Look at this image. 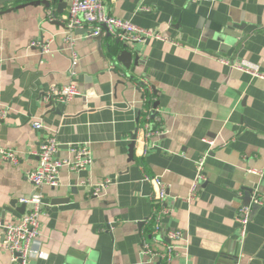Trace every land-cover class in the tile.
<instances>
[{"label": "crops", "instance_id": "1", "mask_svg": "<svg viewBox=\"0 0 264 264\" xmlns=\"http://www.w3.org/2000/svg\"><path fill=\"white\" fill-rule=\"evenodd\" d=\"M103 2L111 15L166 39L130 44L139 58L123 76L108 60L112 36L103 29L99 48L85 25L74 28L73 79L80 94L52 105L45 99L49 88L72 79L68 0L51 2L54 19L41 5L0 15V110L6 112L0 146L18 156L16 164L0 160V222H17L26 210L19 199L37 191L43 202L41 253L30 264L74 257L87 264H157L141 255L140 246L157 207V188L144 179L159 177L170 209L159 237L182 230L189 264H232L235 254V264H264V80L220 62L247 59L264 71V0ZM225 25L238 26L236 47L215 37ZM33 41H48L49 52L41 54ZM35 121L43 127L35 129ZM145 127L162 131L146 140V152ZM50 135L58 142L57 158H70L71 147L86 145L92 162L81 171L63 167L57 186L35 189L27 172L37 164L33 151ZM204 154L205 179L187 203L195 161ZM105 179L109 184L93 196ZM248 192L259 194L262 204L240 241L235 216ZM0 264H11L1 231Z\"/></svg>", "mask_w": 264, "mask_h": 264}, {"label": "built area", "instance_id": "2", "mask_svg": "<svg viewBox=\"0 0 264 264\" xmlns=\"http://www.w3.org/2000/svg\"><path fill=\"white\" fill-rule=\"evenodd\" d=\"M216 1L218 0H192L194 3ZM140 10L148 11L149 8L142 6ZM84 25L88 29V37L98 35L103 31V26H105L113 38H117L128 44L143 42L148 39H166L154 30L143 28L132 23L130 20L111 15L107 11L103 0H68L65 42L67 44L66 48L71 54L72 79L66 84L51 86L45 94V99L48 101L67 103L80 94L78 84L73 79L76 73L78 57L74 50L76 38L73 36L72 30ZM30 45L32 47H38L41 54L47 53L50 50L48 41L45 43L33 41ZM220 62L235 70L248 74L252 78L264 80V71L261 70L259 64L252 61L247 59L230 60L223 58ZM5 113L4 110H0V121L5 117ZM32 125L35 129L43 127L40 121H35ZM160 133H162L161 130L155 129L148 131L146 127L144 128V142L146 145L144 152L148 148L146 140ZM202 141L208 144L209 148L214 144L212 140L206 138H203ZM57 148L58 142L55 136L50 135L40 142L36 151H33V154L37 158V164L27 172V178L35 189L43 185L51 187L57 186L59 183V172L63 167H68L73 171H81L86 169L92 162L91 151L86 145L71 147L70 158H57ZM206 154L195 161V176L190 183L187 196L185 197L187 203H192L197 198L199 185L205 179L204 162ZM0 160L16 164L18 162V156L15 150L0 146ZM248 172L258 173L255 170H248ZM144 180L152 182L157 188L154 195L157 207L149 218L152 224L151 230L149 232V238L143 236L140 246L141 255L146 257L148 261H153L157 264H189V241L182 230L168 229L165 230L163 238L159 237L162 230L161 219L170 212L169 207L165 204L167 195L165 184L159 177H145ZM109 182L108 179H105L101 184L95 186L92 195L99 196L102 188H105ZM19 201L26 206V210L19 220L15 223L0 222L2 247L9 252L11 264H30L31 258L38 257L41 253L40 223L43 205L42 196L36 191L27 197L20 198ZM252 204L261 205L262 197L257 193L251 194L250 203L248 205H240L235 216L240 241L246 235ZM180 256L183 257L182 263L176 262Z\"/></svg>", "mask_w": 264, "mask_h": 264}, {"label": "water", "instance_id": "3", "mask_svg": "<svg viewBox=\"0 0 264 264\" xmlns=\"http://www.w3.org/2000/svg\"><path fill=\"white\" fill-rule=\"evenodd\" d=\"M15 0H0V15L22 8L26 5H41L44 9L49 11V16L54 19L55 18V14H54V10L52 8V4L51 2L53 0H30L29 2H24L15 6H10V3H13ZM61 1V0H59ZM8 5V6H5ZM61 7V3L59 4V10ZM57 23V22H56ZM62 26H65L64 24H61ZM235 27H238L236 25H225L219 28V30L217 31V33L215 34L216 39L221 40L222 42L224 41L226 44H229L232 46H237L238 43L236 41V38L239 37L241 38L240 34L235 31ZM104 31L106 32L107 35L112 36L106 29L105 26H103ZM103 36V31L100 32L98 35L93 36L94 40L97 41V44L99 45L100 48V41L101 38ZM243 37V36H242ZM109 61L111 62V66H112V71L115 73H118L119 75H123L126 76V70H128L130 68V64H136L138 61V55L135 54L131 48H130V44L126 43V42H122L117 38H113L112 44L109 45ZM121 65V66H120ZM261 68V67H260ZM54 104L53 101L49 100V104L48 105H52ZM154 108L156 106L153 105ZM153 118V115L151 116ZM143 127V126H142ZM135 138V136H133V139ZM250 203V194L245 193V197L244 200L242 202V205H248ZM25 205L22 204V207L24 208ZM259 205L257 204H252L251 205V213H250V217L253 213V211L258 208ZM236 255V254H235ZM233 255L230 259L232 264L236 263V256ZM63 264H87L84 261V258H77L74 257L72 258H68Z\"/></svg>", "mask_w": 264, "mask_h": 264}, {"label": "trees", "instance_id": "4", "mask_svg": "<svg viewBox=\"0 0 264 264\" xmlns=\"http://www.w3.org/2000/svg\"><path fill=\"white\" fill-rule=\"evenodd\" d=\"M147 232H148V231H147ZM147 232H146V233H147Z\"/></svg>", "mask_w": 264, "mask_h": 264}]
</instances>
